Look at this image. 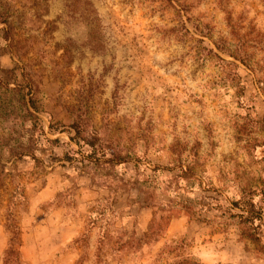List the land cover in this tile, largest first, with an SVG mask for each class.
<instances>
[{
  "label": "rangeland",
  "instance_id": "1",
  "mask_svg": "<svg viewBox=\"0 0 264 264\" xmlns=\"http://www.w3.org/2000/svg\"><path fill=\"white\" fill-rule=\"evenodd\" d=\"M89 1L98 51L65 0H0V264H264L218 209L264 185V0ZM80 103L127 163L78 162Z\"/></svg>",
  "mask_w": 264,
  "mask_h": 264
},
{
  "label": "trees",
  "instance_id": "2",
  "mask_svg": "<svg viewBox=\"0 0 264 264\" xmlns=\"http://www.w3.org/2000/svg\"><path fill=\"white\" fill-rule=\"evenodd\" d=\"M169 1V0H168ZM65 7L69 13L75 15L86 14L89 19L86 18V26L88 28L89 46L92 51L101 50L100 39L98 38L99 33L102 29L101 19L98 16L96 9L89 0H65ZM1 24H6L4 19L0 20ZM82 23V22H81ZM4 41L7 40V35H5ZM29 107L34 112L38 113L39 109L35 101L30 98ZM31 116H34L30 113ZM36 118V116H34ZM49 129L52 130L53 127L50 125ZM63 130V129H62ZM60 131V133H67L70 142L74 143L80 151L78 153L72 151L75 154L84 155L78 160L79 163H84L87 159L95 161L102 170H112L116 166L127 163L129 157L127 153L115 150L108 146V142L101 139L98 132L93 128L91 124V119L89 117L86 107L80 103L78 107H74L72 110V123L68 126L66 131ZM83 147H87L86 151H82ZM87 158V159H86ZM69 154L64 156L63 160L68 162L76 160ZM184 175H187V171H182ZM260 196L259 202H255V199ZM21 197V195H20ZM16 195L10 200L9 210L7 212V224L6 228L9 231L10 243L9 249L6 255L15 254L14 245L18 244L19 240V229L16 221L14 220V215L11 212V208L15 205ZM19 198V197H18ZM111 198L108 197L103 199L99 204L105 205V209H111ZM230 207H222L218 205V209L222 211L223 214H228L230 218H233L240 228V238L245 241H249L257 249H264V185L262 187L245 186L240 189L238 197L231 201ZM100 216L104 215L103 211H100Z\"/></svg>",
  "mask_w": 264,
  "mask_h": 264
}]
</instances>
